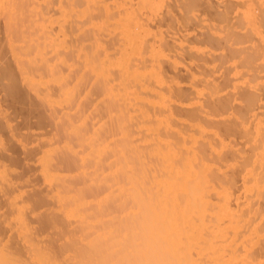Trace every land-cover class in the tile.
I'll list each match as a JSON object with an SVG mask.
<instances>
[{
  "label": "bare ground",
  "instance_id": "bare-ground-1",
  "mask_svg": "<svg viewBox=\"0 0 264 264\" xmlns=\"http://www.w3.org/2000/svg\"><path fill=\"white\" fill-rule=\"evenodd\" d=\"M32 1L0 0V54L17 69L6 67L12 101L34 94L51 112L38 158L50 191L32 202L1 186L0 264H264V121L224 119L218 86L184 93L177 48L156 24L163 0H59L54 15ZM243 5L233 13L262 56L264 0ZM9 176L0 165L4 188ZM35 214L42 234L55 230L46 243Z\"/></svg>",
  "mask_w": 264,
  "mask_h": 264
},
{
  "label": "rangeland",
  "instance_id": "rangeland-1",
  "mask_svg": "<svg viewBox=\"0 0 264 264\" xmlns=\"http://www.w3.org/2000/svg\"><path fill=\"white\" fill-rule=\"evenodd\" d=\"M43 1H40L41 3L40 6L44 8V10L43 9L41 10L42 12L48 11L47 13L51 12L52 15L57 13L58 10L57 5L59 0L57 1L50 0L52 1L50 5L48 4L46 5V3H43ZM164 1L165 0H163L162 8L164 6ZM191 1L166 0V5L164 6V9L160 8L159 10L160 12L163 11L162 13L164 14L161 13V17L157 18L158 21L160 22L156 23L157 25H161L160 27L167 36V39L170 42V44L173 45L174 48H177V52L175 53V55L180 60L181 65H180V69L177 70L176 72L178 73L179 78H181L182 80L181 81L182 90L185 91L184 93L186 95H191L195 86L203 87L206 86L207 84H208L207 87L210 84L216 87L218 86L217 88L219 90V93L217 94V96L219 97V99L215 95L217 99H214V101L218 103V106L221 105L224 108L229 107L228 108L229 111H227L228 109H226L228 115L227 114L223 115L225 116L224 119L230 121L238 113L242 116H246L250 120L253 119L252 117L257 118L259 116L257 119L264 121V58H263L264 55L261 56L259 55V53L256 54V52H259L260 49H261L260 52L261 53L263 52V49L259 48L261 47L262 43L261 45L260 43H258L260 42V39H258V37L255 36L254 33H252L254 32L252 31L253 28L252 30H250L251 27L249 28V26H245L247 24H245L242 21L243 19H241L242 18L241 14H243L244 12L241 13L242 11L240 12L238 10L241 13V14L239 13L238 17L241 18H237V13L236 14L235 12L233 13V10L234 9L236 10L237 7H239L241 4H242V9L246 7V5L245 7H243L244 6L243 0L241 1L240 0H197V2L196 0H191ZM32 2L34 3V1L31 0V3ZM192 3L193 5L195 4L196 7L194 5V8H192L190 6L192 5ZM229 3L232 4L235 3V5H233L234 6L233 10H231L232 11L231 15L229 14L231 11L229 12L228 10L232 8L229 6L230 9L228 7V10H226L227 9L226 6H228ZM237 3L238 5L236 6ZM37 4L39 3H36V5ZM28 7H31L33 9L34 5L33 7L28 5ZM46 7H48V9ZM187 8L190 9L187 10ZM36 10L40 11V9H36ZM223 12L225 13L226 16L228 13L229 17L227 18H229V20H224L225 16ZM220 13L223 14V16L221 15L222 18H220L218 22L216 18V14L219 17ZM221 19L222 21H220ZM259 19H261L260 21H262L263 17ZM4 21H5L4 14L3 15L1 14L0 15V32L2 31L0 33V37L2 34L1 39L5 37V36L3 37L4 35L3 33L5 31ZM240 21H242L243 23ZM237 23L239 24L238 26L240 27L236 25ZM260 23L259 26H261L260 28L263 31L264 28L262 29V27L264 22H262L261 25ZM243 24L245 25L243 26ZM241 25L243 27H241ZM211 29L212 30L216 29V30L214 32V30L212 31ZM235 34L239 37L238 39H241L242 37L243 39H245L247 38V36L245 38L244 36L248 34V37L250 36L249 39L250 41L247 42L248 40L246 39H245L246 40L245 43L244 41L240 43L242 39L241 40L237 39L235 41V39L237 38ZM209 36L211 37V39L216 41L215 43L213 42V45ZM240 36L242 37L240 38ZM238 41L239 43H237ZM256 49L258 51H256ZM1 52H3V50ZM233 52L239 53V55L238 54L232 55ZM2 56L3 55L0 54V137L3 139L5 145L3 148L0 147V156L6 157V159L0 158V165L10 169L9 179L13 182L12 183L13 186H9L8 188L5 185L4 188V184L0 182V209H4V205H5V196L4 193L2 192L3 189H6L7 193L16 194L19 196L20 194H22L20 199H23L24 201L32 200L33 202L35 197L38 196L47 198L50 188L47 185L48 183L44 182V179L40 171L41 169L38 160L40 159L41 155L39 151L42 149L44 143L47 140L52 139V136L56 130L55 123L52 122L53 120L51 117V112L49 111L48 108H46L43 105L40 99H38L36 96H33L34 94H30L29 95L30 98H29L28 94L25 93L26 97H28L27 100H25V102H23L24 100L20 101L19 103H15L14 101H12L11 99L12 97H9L10 95H8L9 94L8 88H10L13 85V80L10 79L9 76H7L9 73L7 68L12 69L13 66H15V63L12 62V57H10V55H7L6 57H4V59ZM246 59H248V61ZM15 69L16 66L14 70ZM4 70L6 72H4ZM193 75L196 77L195 80L192 79ZM24 87L25 86L22 85L23 90L26 89V87L25 88ZM27 91L28 90H26L25 92ZM247 92L249 95L247 96L248 98H250V100L243 98L244 95L247 94ZM247 96L245 95L246 98ZM26 97L24 99H26ZM204 97L206 98L207 96ZM212 98H214V96H212ZM254 98H256L254 106L252 105L253 108L251 107L250 109L249 106L251 104L247 102L254 100ZM217 103H215L216 106ZM183 106L185 109L184 112H186L189 107L187 104H183ZM242 112H245L246 114ZM248 113L249 114L251 113L249 115L250 118L248 117ZM233 115L235 116L233 117ZM44 119L46 120L44 121ZM252 124L254 127L253 121ZM237 137L234 138V141L236 140L235 142L238 144L237 147L239 148L241 147L242 149V147H244L243 144L244 141L241 140L242 138L240 139L239 137L238 138ZM38 152L39 154H37ZM11 160L17 161V165L10 164ZM228 173L229 175L231 174L233 175L231 170L228 171ZM237 184L240 185V183ZM1 186L3 187V189ZM47 200H48L47 205L48 204L50 205L52 202H50L49 198ZM261 202H263L262 205L264 206V201ZM47 208H48L47 206L46 207L43 206L42 208H40V211L38 210L36 214L37 215L44 214ZM2 212L4 211L2 210ZM36 214L35 216H33L34 214L30 216V220L32 221L31 225L32 227L34 226L33 228L35 229V231L34 230L33 231L35 232V234L38 235L37 238L40 237L42 242L46 240L44 242L46 243L48 240L47 238L49 239L51 238L50 237L52 235L51 231H53L54 229L51 228L50 231V228H47V232L48 233L51 232V235L46 234L47 232H45V234H42V232L40 231L42 229L39 226L40 223H38L39 217H36L37 216ZM54 231L53 233H55ZM6 233L8 235L10 234L7 231ZM4 236L6 237L7 235ZM53 236L55 237L56 235L53 234L52 237ZM262 245L264 246V242L262 243ZM256 248L258 249V251L262 249L261 247L260 249L258 247Z\"/></svg>",
  "mask_w": 264,
  "mask_h": 264
}]
</instances>
